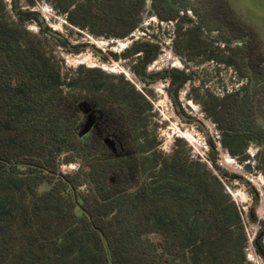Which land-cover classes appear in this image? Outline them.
Returning a JSON list of instances; mask_svg holds the SVG:
<instances>
[{"label": "trees", "instance_id": "trees-1", "mask_svg": "<svg viewBox=\"0 0 264 264\" xmlns=\"http://www.w3.org/2000/svg\"><path fill=\"white\" fill-rule=\"evenodd\" d=\"M50 2L70 25L115 39L139 28L145 4V0ZM10 5L17 22L34 20L41 30L50 31L36 11L21 8L19 0ZM151 6L159 19L175 20L184 17L179 12L190 4L151 0ZM4 8L0 0V264H234L221 252H212L214 247L223 251L232 218L225 213L229 205L224 198L209 188L199 163L177 150L165 158L154 146L141 143L146 129H138L152 109L146 95L135 92L133 85L129 90L120 87L97 67L82 68L64 81L58 67L23 39L26 31L3 16ZM193 10L199 21L180 32L189 57L205 52L196 31L212 20L206 22L207 17ZM59 39L70 51L85 46ZM228 51L215 58L234 66L247 82L222 97L208 93L203 110L224 139L237 136L260 146L256 159L264 174V120L256 114L264 104V65L252 71L245 50ZM158 53V44L145 40L109 54L114 59L134 57L131 71L144 83L167 78L175 113L190 122L178 99L189 75L177 68L148 73L147 66ZM64 83L80 91L64 92ZM207 142L208 160L225 177L215 146ZM148 151L151 154L144 157ZM228 151L243 153L230 146ZM61 153L62 163L73 157L80 161L76 172L58 171ZM84 183L86 188L81 189ZM200 217L207 227L196 239L192 227ZM248 218L261 226L253 245L264 258V221L257 219L253 206ZM186 244L189 257L183 254Z\"/></svg>", "mask_w": 264, "mask_h": 264}, {"label": "rangeland", "instance_id": "rangeland-1", "mask_svg": "<svg viewBox=\"0 0 264 264\" xmlns=\"http://www.w3.org/2000/svg\"><path fill=\"white\" fill-rule=\"evenodd\" d=\"M2 1L5 4L3 16L11 25L22 27L26 31L23 39L40 49L50 62L58 67L64 81L76 77L82 68L97 67L113 77L120 87L129 90L128 85H133L135 92L146 95L145 98L151 101L152 109L146 112L143 126L138 129H146V139H142L144 134L140 136L141 143L148 147L154 146L155 151L165 158L177 150L189 160L197 161V166L205 173L209 188L224 198L229 205L225 213L232 221L228 222L227 242L223 251L214 247L213 254L221 252V256H228L234 264H264V258L256 252L253 245V239L261 226L248 218V210L253 206L257 219L264 221V174L263 167L258 166L256 159L260 146L237 136L224 139L215 123L203 110L208 101V93L222 97L247 82L239 76L234 66L216 59L215 55L227 56L228 47H239L242 51L245 50L246 59H250L248 64L251 65L252 71H257L264 65V39L230 6L228 0H188L190 6H187V10L181 8L182 12L179 14L185 18L178 17L175 20L159 19L151 6V0H145L139 28L123 39L95 36L86 29L70 25L65 16L52 7L50 0H19L21 8L36 11L41 23L51 32L41 30L34 20L17 22L10 9L11 0ZM193 9L202 13L203 18L207 17L206 22L208 18L212 20L209 25H204L196 31L205 52L203 55L193 53L189 57L190 51L184 48V36L180 32L192 28L199 21ZM178 27H181L180 31H177ZM59 37L67 39L70 44L85 46L78 52L67 50L60 43ZM145 40L159 46L157 57L147 66L148 73L177 68L189 75V79L179 89L178 99L184 113L190 116L192 121H186L175 113L166 91L167 78L144 83L131 71L134 57L114 59L109 54H119L131 44ZM91 46L98 48L106 58L96 55ZM197 49L194 48L193 51ZM62 89L67 93L80 91L79 88H72L65 83ZM256 114L258 119L264 120V104ZM208 140L212 141L216 148V162L227 173L225 177L220 176L208 160ZM222 141H225L227 146L223 145ZM229 146L242 148L243 153L231 154L228 151ZM150 154L148 151L144 157ZM64 157V153L57 156L58 171L63 174L76 172L80 161L73 157L62 163L61 159ZM85 185L86 183L82 184L80 188L85 189ZM189 211L191 212V209ZM205 227L207 224L202 223L200 217L198 224L192 227L196 239L204 234ZM261 242L264 246V231L261 234ZM185 247L183 254L189 257L190 248Z\"/></svg>", "mask_w": 264, "mask_h": 264}, {"label": "water", "instance_id": "water-1", "mask_svg": "<svg viewBox=\"0 0 264 264\" xmlns=\"http://www.w3.org/2000/svg\"><path fill=\"white\" fill-rule=\"evenodd\" d=\"M228 2L264 39V0H228Z\"/></svg>", "mask_w": 264, "mask_h": 264}, {"label": "flooded vegetation", "instance_id": "flooded-vegetation-1", "mask_svg": "<svg viewBox=\"0 0 264 264\" xmlns=\"http://www.w3.org/2000/svg\"><path fill=\"white\" fill-rule=\"evenodd\" d=\"M184 10H187V8H186V9H184ZM180 12H182V11L180 10ZM180 12H179V14H180Z\"/></svg>", "mask_w": 264, "mask_h": 264}, {"label": "bare ground", "instance_id": "bare-ground-1", "mask_svg": "<svg viewBox=\"0 0 264 264\" xmlns=\"http://www.w3.org/2000/svg\"><path fill=\"white\" fill-rule=\"evenodd\" d=\"M229 160V159H228Z\"/></svg>", "mask_w": 264, "mask_h": 264}]
</instances>
